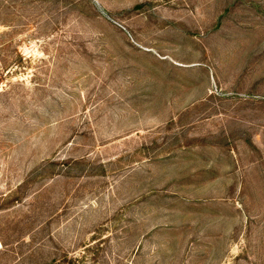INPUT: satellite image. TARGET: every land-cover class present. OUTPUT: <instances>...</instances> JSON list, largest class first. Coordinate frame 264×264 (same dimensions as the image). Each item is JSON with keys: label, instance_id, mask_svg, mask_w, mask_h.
Returning a JSON list of instances; mask_svg holds the SVG:
<instances>
[{"label": "rangeland", "instance_id": "obj_1", "mask_svg": "<svg viewBox=\"0 0 264 264\" xmlns=\"http://www.w3.org/2000/svg\"><path fill=\"white\" fill-rule=\"evenodd\" d=\"M0 264H264V0H0Z\"/></svg>", "mask_w": 264, "mask_h": 264}]
</instances>
